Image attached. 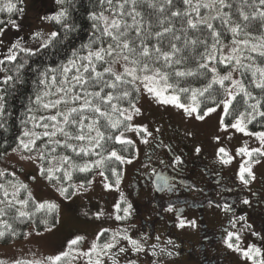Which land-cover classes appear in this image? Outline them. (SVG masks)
Instances as JSON below:
<instances>
[{"label": "snow or ice", "instance_id": "6c2138e0", "mask_svg": "<svg viewBox=\"0 0 264 264\" xmlns=\"http://www.w3.org/2000/svg\"><path fill=\"white\" fill-rule=\"evenodd\" d=\"M40 3L43 5L44 0ZM55 3L58 6L55 12L45 9L44 15L38 14V19L59 25V30L33 31L30 35L35 42L32 47L26 46L24 38L17 36L7 48V54L0 58V72L5 73L0 76V130L6 133L13 118L8 104L9 89L23 85L26 82L24 74L31 71L35 76L33 93L28 97L15 147H9L20 159L34 164L41 177L55 181L54 186L61 196L76 195L70 187L76 190L84 187L83 184L63 186L64 181L71 179L69 169L86 173L93 167L102 169L106 161L113 159L121 164L131 163V159L115 149L103 155L104 143L115 140L121 145H132L133 141L125 137L127 132L140 134L142 143L149 142L152 132L148 127L133 123V117L141 114L138 103L142 94L161 107L172 105L200 121L222 107L219 127L225 131L235 129L246 133L245 120L251 122L256 116L264 119V100L257 99L242 80L232 76L233 71L243 70L242 75L250 73V84L264 93V0H95L91 10L85 9L91 22L89 39L79 47L73 45L72 36L77 31V26L71 22L75 0H55ZM26 11L25 0H0V16H3L0 18V45L9 29L17 33L22 30L21 21ZM229 35L233 47L225 52L222 41ZM19 53L29 58H62L59 62L57 59L42 60L33 68L28 59L17 62ZM189 64L194 67H188ZM219 64L227 65L231 71L221 75L217 70ZM208 75L211 79L202 87L188 83L189 79L207 78ZM225 81L230 84L226 86ZM214 85L223 89L224 98L216 101L211 97L216 106L201 107L202 98L210 95ZM241 94L246 104L254 101L248 104L251 111L241 112L233 122H228L225 118L231 114L233 100ZM183 98L190 102H182ZM251 135L259 139L261 146L239 147L235 153L247 157L237 173L245 188L257 179L254 166L264 162V132ZM214 139L219 141L221 137L217 135ZM69 150L78 157L95 155L99 158L78 165L72 155L67 154ZM196 151L201 149L197 147ZM216 154L222 165L234 159L223 146ZM179 162L180 157H176L175 163ZM112 174L118 175L116 168L112 169ZM4 175L5 172L0 171V176ZM11 175L15 176V172ZM99 175L104 176V172L100 171ZM116 184H119L118 178ZM10 186L11 193L0 184L3 197L0 217L15 212L13 221L31 220L33 213L23 210L31 200V193L25 199L18 198L28 186L22 182ZM104 187L111 185L105 183ZM260 202L264 203V199ZM241 203L252 206V201L246 197ZM115 207L120 209L119 204ZM36 208H47L49 213H54L57 205L43 202ZM224 208L233 212L232 205L225 203ZM130 209L131 205L123 208L124 217L117 215L116 219L126 218ZM40 223L45 225L46 232H51L55 228V217L51 223L48 220ZM185 223L180 220L178 227H184ZM230 224L233 228L242 225L243 231L264 244V230L257 232L254 225L247 223L246 216L233 212ZM36 227L38 225L34 224L32 230ZM107 232V229L101 230L88 250L77 251L76 256H72V252L84 239L82 236L70 239L68 250L43 259L6 261L0 258V264H72L81 256L87 257V264H143L142 256L150 257V264H164L166 258L175 255L171 239L162 241L156 236L152 242L150 234L134 239L125 230L113 232L110 239L99 243ZM20 235L29 236L31 231L19 232L8 219H0V239L6 241ZM239 240L238 232L229 231L224 243L251 264H264V249L255 244L242 246Z\"/></svg>", "mask_w": 264, "mask_h": 264}, {"label": "rangeland", "instance_id": "374dc122", "mask_svg": "<svg viewBox=\"0 0 264 264\" xmlns=\"http://www.w3.org/2000/svg\"><path fill=\"white\" fill-rule=\"evenodd\" d=\"M25 4L27 5L24 18L26 29L23 32L29 34L28 36L30 37L31 33L36 30L43 33L52 31L49 22H41L38 19V14L44 15L45 9L48 8L52 12H55L58 8L55 0H44L43 5H41L40 0H35V2L34 0H25ZM38 9L39 12L37 11ZM15 36L16 34L11 29L3 35L2 39L4 43L0 45V57L6 53L4 51L15 40ZM30 41L32 40L30 39ZM222 43L225 52L233 47L231 40ZM216 63V61H213V64ZM222 65L227 66L225 64ZM217 70L221 75L231 71L229 67L224 71L219 68ZM232 76L237 80H241L239 71H233ZM229 84L230 81H225L226 86ZM138 106L141 108V114L133 117V123L135 125H146L152 134L153 131L155 132L159 129L166 137L168 136L166 128L169 126L172 127L173 131L178 134L177 137L189 145L191 144L192 146L209 151L207 159L209 165L219 161V157L216 154L217 149L221 146L225 147L234 156V159L230 164L224 166L226 170H232L230 172H233L234 175L236 173L237 179L240 164L247 157L236 156V150L244 146H247L249 149L261 146L259 139L255 135H251V133L264 132V130L251 131L248 128L247 120H245L247 134L237 132L235 129H228L226 131L221 129L219 127V120L222 114V107H217L216 112L211 113L203 121H200L186 116L182 109L172 105L161 107L152 102L146 94L141 95ZM217 135L221 137L219 141L214 139ZM125 137L133 141L135 155L132 158H128L131 159V163H123L122 173L118 177L119 184H116V180L114 182L107 181L104 176L99 175L101 170L96 169L92 178L89 180L92 182L91 184L82 183L72 178L64 181L63 186L65 187L84 185L79 190L70 187V191H76V195L67 197L60 195L54 186L55 181L49 182L41 177L34 164L20 159V156L12 153L11 150L7 151L6 155L3 154L0 161V170L10 173L14 171L17 181L28 186L27 194L29 192L31 193V197L36 204L43 202L55 203L57 205V223L51 232H46L44 229L32 230L33 227L29 226L26 232L31 231V235L23 236L20 239H12L8 243H0V258L6 261L14 259L40 260L49 255L56 254L59 251L68 250L67 242L76 236H82L84 239L74 246L75 250L72 252V256H76L77 251H87L91 241L96 238L97 232L103 229H107L108 232L99 243L110 239L113 232L123 233L125 224L132 222V219H129L131 214L120 220H117L116 216L124 217L125 215L123 208L127 207L126 197H128L126 184L131 177L134 166L138 165V161H140L144 154V149L148 144L142 143V136L135 132H127L125 133ZM151 137L148 138L149 141ZM254 167L257 179L250 186L258 185L259 181L264 185V162ZM225 173L228 174L229 172L225 171ZM105 183L110 184L111 187L105 188ZM238 183H240L239 179ZM232 191L235 192V189ZM117 204L120 205L119 210L115 207ZM243 246L246 247L247 245L243 244ZM235 256L241 259V264L251 263L240 253L235 254ZM141 259L143 260V264H150L148 261L149 257L142 256ZM72 264H87V257L81 256L79 259L73 260Z\"/></svg>", "mask_w": 264, "mask_h": 264}, {"label": "flooded vegetation", "instance_id": "af4514ba", "mask_svg": "<svg viewBox=\"0 0 264 264\" xmlns=\"http://www.w3.org/2000/svg\"><path fill=\"white\" fill-rule=\"evenodd\" d=\"M166 130L167 137L161 130L153 131L127 181L126 206L131 205L132 222L125 224L124 231L134 239L143 234H150L152 242L156 236L162 241L171 239L175 255L164 263L241 264L237 252L224 243L229 231L240 234L242 246L255 244L264 249V244L243 231L242 225L233 228L230 224L234 212L246 216L257 232L264 230L262 182L245 188L238 183L236 173L226 170L219 161L207 163V149L197 152V147L177 137L172 127ZM176 157H180L178 164ZM253 192L256 195H251ZM245 197L252 201L251 207L241 203ZM225 203L233 206V212L225 210ZM180 220L186 222L184 227H178Z\"/></svg>", "mask_w": 264, "mask_h": 264}, {"label": "trees", "instance_id": "16d2710c", "mask_svg": "<svg viewBox=\"0 0 264 264\" xmlns=\"http://www.w3.org/2000/svg\"><path fill=\"white\" fill-rule=\"evenodd\" d=\"M95 0H75V9L72 11L71 14V22H73L77 26V31L72 34L73 36V45L76 47H79V45L83 42H87L89 39V33L91 31L90 24L91 22L87 19V12L85 9L91 10L92 6L94 4ZM0 18H3V16H0ZM18 18V17H17ZM25 15L21 21L22 23V30L20 32H15L12 30L13 33L16 34L15 38L17 36L23 37L24 41L26 43V46L32 47L34 46L35 42L30 41V37L28 36L29 34L24 33L23 31L26 29V22H25ZM19 19V18H18ZM52 31H58L59 30V25H55L52 22H49ZM10 30V29H9ZM8 30V31H9ZM232 38L229 35L227 39H224L222 42H227L230 41ZM211 43V41H209ZM9 47V46H8ZM51 51V50H50ZM63 49H61V52ZM203 51V49H201ZM6 52L4 55L7 54V49L4 51ZM3 55V56H4ZM1 56L0 58H3ZM60 58L56 57H27L26 54L24 53H19L18 54V61L17 62H22L24 59H28L29 64L34 68L37 66V64H40L42 60L44 62L49 61L50 59H57V62H59ZM35 61V63H33ZM9 67H14V65H8ZM188 67H194V64H189ZM218 68L222 71L226 70L228 66H224L222 64L218 65ZM243 70L239 71V76L240 79L244 82L246 85L248 91L252 93L253 96H255L257 99H262L264 100V93H262L259 89H255L254 86L250 84V73L243 74ZM5 73L0 72V76H3ZM35 79V76L31 73V71L27 72L24 74V80L26 81L23 85H16L14 88L9 89L8 93V104H9V111L13 114V118L9 121V129L5 133L3 130H0V161L1 157L3 156L5 149L7 151L11 150L9 145L12 147H15V137L19 135V132L22 128L21 125V120L24 119V114H25V107L28 104V97L32 95L33 93V83L32 81ZM211 79V75H208L207 78L205 77H200L196 80H191L189 79L188 83L191 84L193 87H202L204 84L208 82V80ZM211 97H215L216 101L222 100L224 98V92L223 89L219 85H214L213 89L210 90V95H207L202 98V103L201 107H204L205 105H210V106H215V102ZM182 102H190L187 100V98H183ZM254 103V101L249 100L247 104L245 103V99L243 95H238L236 98L233 100L232 106H231V114L226 117L225 119L228 122H232L236 116L239 115L241 112H248L251 111V109L248 107V104ZM264 110V109H262ZM248 128L251 131H259V130H264V119L260 118L259 116H256L255 119H252L251 122H248ZM115 149L118 154L123 155L127 158H132L135 155V147L134 145H121L115 140L108 141L104 143L103 145V151L102 154L106 155L108 152L112 151ZM61 152L63 153L64 150L61 149ZM69 155H72L74 163L81 165L85 162H91L94 161L95 159H98L99 157L92 155V156H75L68 151ZM116 168L117 169V174L114 176L112 174V169ZM97 168L93 167L91 168L88 172L82 173L79 171H74L69 169V171L72 172L71 178L77 181H80L82 183H87L92 176L94 171ZM123 169V164L119 163L118 161H115L114 159L111 161H106L104 164V167L100 169L101 171L104 172V177L106 178L107 181L109 182H114L117 180V178L121 175ZM2 171V170H0ZM5 175L0 176V184H4L5 188L8 189V191L11 193L13 191L12 187L10 186L11 184H17L18 181L15 178V176L11 175L10 172L4 171ZM28 196L27 190H22L20 194L18 195L19 199H25ZM2 194H0V199H2ZM36 202L33 200L31 197V200L29 201L28 205L26 208L23 210H26L30 213H33L32 219L25 221L24 223H17L12 220V217L15 215V212H9L7 217H0V219H8L10 223H13V226L19 231V232H26L27 228L29 226H32L34 224H37L38 227H36V230H42L45 228V225L40 223V221L43 220H48L50 223L53 220V217H55V221L57 223V212L55 210L54 213H49L47 208L39 209L37 210L36 208ZM55 223V224H56ZM23 235L17 236L16 238H11L9 237L6 241L3 239H0V243H8L12 239H20L22 238Z\"/></svg>", "mask_w": 264, "mask_h": 264}]
</instances>
